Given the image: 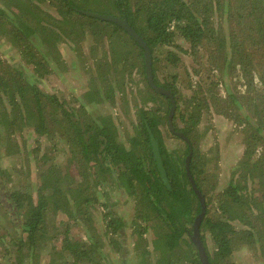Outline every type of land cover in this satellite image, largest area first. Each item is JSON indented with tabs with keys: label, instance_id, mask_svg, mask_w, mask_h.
<instances>
[{
	"label": "trees",
	"instance_id": "trees-1",
	"mask_svg": "<svg viewBox=\"0 0 264 264\" xmlns=\"http://www.w3.org/2000/svg\"><path fill=\"white\" fill-rule=\"evenodd\" d=\"M3 1L4 6H0V30L18 48L24 65H31L39 77L52 72L53 61H63L57 48L62 41L70 44L78 57L87 54L82 51L81 41L88 34L95 39L105 36L119 38L125 49L119 50L110 42L109 48L101 50L100 57L94 54L95 50L91 51L92 61L87 64L93 66L88 70L90 86L76 98L77 106L70 110L54 94L43 92L32 84L31 77L20 64L0 61V127H4V131H0V150L5 149L11 154L17 148L12 133L23 127L30 128L38 136L48 137L55 146L53 140L57 135L53 127L56 124L58 141L63 142L62 149L68 157L64 163H55L49 162L47 153L38 156L35 187L24 183L12 184L8 188L6 182L12 178L8 176V171L0 169V207L9 215L14 234L8 245L1 241L8 235H0L1 243L8 248L11 243V252L0 264H29L25 257L38 258L45 247L48 264H105L104 259L109 254L103 251V243L109 245L111 252L120 255L119 264H129L130 256L134 254L141 264H151V258L154 259L153 264H178L180 259L184 264H201L197 248L191 240L193 223L201 211V205L185 169L190 150L189 169L205 201L199 235L209 263L237 264L232 257L235 242L248 247L259 243L264 251V241L260 240L264 235V229H260L264 226V220L256 225L251 222L250 216L253 213L251 208H255L256 204L262 205V200L243 193L245 186L239 180L229 181L215 195H208L211 190L203 189L200 176L204 173L202 165L206 154H201L195 148L192 132L197 130L201 120V105H207L206 97L203 96L191 108L187 106L182 109L175 80L162 83L156 76V71L167 65L177 66L181 52L196 55L204 41L213 42L216 39L221 45L226 38L231 48L229 61L239 65L242 73L249 77L243 94H238L236 88V93L226 88L229 104L247 100L246 105L251 109L258 107L256 100H262L264 92L255 93L252 85L257 83L254 72H261L258 81L264 86V0ZM43 4L53 7L55 13L43 7ZM85 11L126 19L147 43L153 83L172 93L175 102L173 128L189 140H183L184 149L169 151L163 143L160 126L168 125L172 102L167 95L157 92L149 84L143 48L120 25L90 16ZM215 15L222 17L229 25L228 37L218 32L213 18ZM217 26L221 29L220 24ZM218 35L221 37L218 38ZM178 38L180 43L176 41ZM181 42L187 43L188 47L184 48ZM124 70H129L130 76L132 70L139 73L137 79H129V87L143 82L137 91L138 102L132 104L135 120L131 123V129H126V142L119 137L113 115L107 112L108 106L116 105L117 92L128 110V82L119 75ZM111 72H117L116 79L110 78ZM172 77L176 79L177 76L174 74ZM220 97L222 101L226 98ZM196 99L195 94L192 100ZM255 116V123L247 120L252 118L250 115L244 118L237 116L238 122L246 124V131L250 130L243 159L237 169L247 170L254 181L264 186V136L261 135L264 114L257 113ZM176 119L182 123L179 128L175 126ZM151 134L159 146L168 187L161 179L153 156ZM258 145L262 147V152L253 159ZM4 175L7 177L2 179ZM107 179L113 188L134 202L136 214L130 226L133 224L135 229L131 234L145 242L143 247L136 242L134 252H129L123 245L125 222L122 215L116 214L104 196L103 200L97 192L98 186H103V181ZM214 202L217 212L212 209ZM97 205L104 209L102 235L97 234L93 224L92 210ZM241 206L247 207V214L238 212ZM58 213L66 215L68 219L60 249L52 244L55 232L51 234V231L63 222L50 223ZM149 221L153 222L150 228L142 225ZM234 221L242 227H237ZM70 223L82 226L88 234L87 241L69 236ZM149 229L154 233L151 251L143 238ZM206 236L213 247L211 251L208 250ZM181 248L184 250L179 251Z\"/></svg>",
	"mask_w": 264,
	"mask_h": 264
},
{
	"label": "rangeland",
	"instance_id": "rangeland-1",
	"mask_svg": "<svg viewBox=\"0 0 264 264\" xmlns=\"http://www.w3.org/2000/svg\"><path fill=\"white\" fill-rule=\"evenodd\" d=\"M0 6H4L3 0L2 2L0 0ZM42 6L50 10L52 13H55L53 7L48 6L47 4H43ZM226 8L227 7H225V9ZM224 16H227V13H224ZM213 18L218 32L220 31L222 34H225L224 36L228 37L230 28L227 22L222 17H216V15L213 16ZM219 24L221 25V29L217 26ZM4 34L5 32L0 30V61L12 65L16 63L20 64L24 71L31 77L32 84L39 87L43 92L54 94L58 97L60 102L63 103L64 107L69 110L70 108L77 106L78 102L76 101V98L80 97L81 94L88 90L90 86L88 70H91L93 66L90 67L87 64H90L92 61L91 56H93V53H91V51L95 50L94 54L100 57L101 50L109 48L112 44L110 42H113L114 47L119 50L125 49L119 38H107L105 36L104 38L99 37L101 39H95L88 34V36L81 41L82 51L84 54H87L85 57H78L77 52L73 49V47H71V45L67 42L62 41L59 43L57 48L63 61H53L52 72L43 77H39L38 74L33 72L32 67H30L31 65H24L19 56L18 48L13 46ZM219 37L221 36L218 35V38ZM176 41L180 43L179 38ZM221 43V45H218L219 43L216 39L213 42L204 41V43L199 45V52L196 55L181 52L179 55L180 61L177 66L167 65L162 70H157L156 76L162 83L175 80L174 84L181 96L179 102L180 108L182 109L187 106H190L191 108L193 105H196L197 101H199V99L203 96L206 97L207 105H201V120L197 126V130L192 132V139L194 141L195 148L201 154H206L202 165L204 173L200 176V178L203 179V189L211 190L208 195H215L221 191L229 181L239 180L240 184L245 186L243 193L252 194L259 200H262V205L256 204L254 206L255 208H251L253 213H250L251 222L258 225L257 222H262L264 220V213L262 212V207L264 208V186L259 185L257 180L254 181L247 170L237 169L240 161L243 159V151L246 147V140L248 139L250 132V130L249 132L246 131L247 127L245 123L237 121V116L244 118V116L250 115L252 118L246 119L250 123L257 122V116H255V114H264V98L262 100H256L258 107H252V109L246 105L248 104L247 100H238L236 104H229L226 97V88L232 92L236 88V90L239 91L238 94H243L246 90V79L249 77L242 73L239 69V65H234L233 62L229 61L231 58L229 56V52L231 51L229 41L224 38V42ZM181 45L184 48L188 47V44L185 42H181ZM210 53H214L216 57H214V55H210ZM163 64H165V62H163ZM137 70H132L131 76L128 73L129 70L120 71L121 74L118 71L119 75L123 76L122 78L128 82L126 84V90L129 93L126 98L128 110L125 106H123V98H120L119 92L115 94L116 105L113 107L108 106L107 108V112H110L113 115L114 122L119 130V137L123 142H126V129L130 130L131 123L135 120V113L134 109H132V104H134L135 101L138 102L139 97H137V91L139 87L143 85V82H141L138 86L133 84L129 87V79H137L139 77ZM116 74L117 72H111L110 78L113 80L116 79ZM174 74L177 76L176 79H173L172 77ZM260 76H262L261 72H254V78L257 79V83L252 85V88L257 94L264 92V86L258 81ZM130 90L132 91V96ZM195 94L198 99L192 100V96ZM245 95H247V93ZM220 96H222V99L226 97L225 100H220ZM148 105L151 106L152 104ZM125 110L127 113H124ZM248 110H253V112H249ZM1 112L2 107L0 106V113ZM174 123L177 128L182 126L179 119H176ZM172 127H174L173 123ZM53 128H55V134L57 135L53 140L55 142V146H53L51 139L46 136H38L30 128L23 127L19 131H13L12 138H14V141L17 143V148H14L11 154L7 153L5 149L0 150V169L8 171V176L12 178H8V181L6 182L8 188H11L12 184L16 186L24 183L35 187L37 183V170L39 165L37 158L41 154L47 153L50 157L49 162L64 163V161L68 159L62 149L64 145L63 142L58 141L59 134L57 133L59 131L56 124ZM160 129L166 149L174 151L185 148L183 139L178 137L176 134L177 131H175L174 128L173 130L170 129L169 124L161 125ZM0 131H4V127H0ZM261 135L264 136V130ZM5 137H7V134ZM261 152L262 147L259 146L254 153L253 159L259 157ZM5 177L7 176H2V179ZM103 182L104 185L98 186L97 188V192L100 194L99 197L103 200L105 198V201L111 206L110 208H112L116 214L120 216L122 215L125 222V239H123V245L129 249V252H134L133 248L136 246V242L137 244H141V247L145 245V242L138 239L137 235L131 234L135 229L132 226L133 224L130 226V224L134 222V216L136 214L134 202L131 199H127L128 197L123 195V193H119V190L113 188L109 179ZM102 196H104V198ZM212 209L213 211L217 210L215 202ZM51 212L52 211H50V213ZM92 212L94 215L93 224L97 234L102 235L105 227V222L103 220L104 209L103 207L97 205L93 208ZM238 212L240 214L241 212H245L247 214V207L241 206L238 209ZM59 221H62L63 224L54 226L51 231V234L53 231L55 232V238L52 240V244L57 249H60L61 247V241L64 236L66 222L68 219L66 215L58 213L56 217L50 220V223L55 224ZM152 223L153 222L150 223L149 221L145 222V224L143 223L142 225H146L150 228V224ZM234 224L237 227H242L237 221H234ZM260 229H264V226H261ZM2 234L8 235L5 240H1L8 245L11 236L14 235L13 226L9 215H6L4 210L0 207V235ZM153 234L152 230L149 229V231H147V233L143 236V238L147 240L146 245H149L148 249L150 251L152 250L151 241L153 240ZM69 236L73 239L80 238L86 241L88 238V234L84 232L82 226L73 223H70L69 226ZM260 240L264 241V235ZM1 241L0 261H4V257L11 252V243L10 248H8V246L1 243ZM206 242L208 250L211 251L213 247L211 246V242L208 240L207 236ZM259 246V243H257L256 246L251 245L248 247L246 244H242L241 242H235L232 257L237 264H264V251H262ZM102 247L103 251L109 254V256L104 259L103 263L119 264L120 255L116 252H111L108 244L103 243ZM46 248L47 247L42 249L38 258H30L27 256L25 259L29 264H48ZM180 250H184V248L179 249V251ZM130 257L131 259L129 264H141V262H139V257L135 256V254ZM180 257L182 258V255ZM181 262L183 263V260L180 259L178 264H181ZM153 263L154 259L151 258V264ZM79 264L83 263L81 262Z\"/></svg>",
	"mask_w": 264,
	"mask_h": 264
},
{
	"label": "water",
	"instance_id": "water-1",
	"mask_svg": "<svg viewBox=\"0 0 264 264\" xmlns=\"http://www.w3.org/2000/svg\"><path fill=\"white\" fill-rule=\"evenodd\" d=\"M84 13L88 14L90 16H93V17H97V18L102 19V20L112 21V22L120 25L124 30H126L133 37V39L138 43V45L143 48V54H144V60H145V71H146V75H147V79L149 81V84L157 92L163 93L171 99L172 106H171L169 116H168V124H169L170 129L173 130L172 115H173L174 108H175V102L173 99V95L169 90H166L165 88H163L161 86H156L153 83L150 49H149L147 43L139 36V34H137V32L131 26H129L126 19H121V18L114 16L112 14H99V13L89 12V11H85ZM176 134L178 136H180L186 142H189L188 138L183 133L177 132ZM150 139H151V144H152L153 156L156 160V165H157V168L160 172L161 179L164 182V184L168 187L169 181L167 179L166 170L164 168V165H163V162L161 159L158 143L152 134L150 136ZM191 154L192 153L190 150V154L187 156L186 161H185V169H186V173L188 176V180L191 184V187L193 188V190L197 194L199 201H200V205H201V211L196 216L194 223H193L191 240L193 241V243L195 244V247L197 248V252H198V256L201 260V264H210L208 257L206 255L205 247L203 246V243H202V241L200 239V235H199V225H200L201 220H202L204 213H205V201H204L203 195L201 194L200 190L196 187L195 181H194L193 176L191 175V172L189 169V160H190Z\"/></svg>",
	"mask_w": 264,
	"mask_h": 264
}]
</instances>
